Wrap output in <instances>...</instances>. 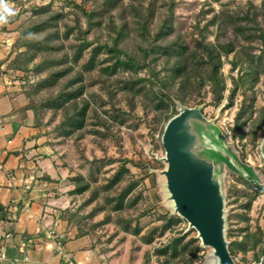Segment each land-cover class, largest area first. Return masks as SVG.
Listing matches in <instances>:
<instances>
[{
  "label": "trees",
  "instance_id": "obj_1",
  "mask_svg": "<svg viewBox=\"0 0 264 264\" xmlns=\"http://www.w3.org/2000/svg\"><path fill=\"white\" fill-rule=\"evenodd\" d=\"M29 1L32 0H6L12 10L14 6L23 7ZM65 1L58 6L55 0L30 6V16L14 30L18 32L12 44L14 55L10 60L7 56L0 60V67L4 64L20 74L19 92L26 101L18 110L23 118L28 112L31 113L32 126L38 128L42 123L41 114L51 110L52 117L59 113L54 128L60 135L68 137L78 133L81 136L83 132L80 131L87 127L90 117L94 119L90 131L95 134L112 133L110 126L122 125L132 116L136 98L149 104L165 125L179 111V106L187 105L196 96L199 97L197 103H204L203 97L208 94L210 99L207 104L216 106L225 99L224 105L230 106L241 88L243 102L234 116L231 130L239 139L248 136L252 146L256 145L257 134L264 128V110L259 109L254 116L253 92L260 74L264 72V18L259 22L256 14L253 12L249 15L247 10L244 14L221 11L214 13L203 24L195 21L194 30L190 31L187 38L175 25L178 20L175 0ZM24 10L27 8L13 11L3 25L16 21ZM70 14L71 17L67 18ZM226 23H231L233 37L221 39V29L227 27ZM210 24L217 27L212 40L207 38ZM102 33L106 38L101 39ZM238 38L247 43L260 39L263 46L257 54L247 50L248 58L243 59L241 54L246 51L238 50ZM232 53L235 59L229 60L230 69H235L238 63H245V68L238 79L232 77L230 91L224 96L226 82L222 68ZM4 73L0 68V75ZM30 74L36 77L31 79ZM97 83L106 95L105 99L89 90ZM53 88H56L54 92ZM43 90H47V94H42ZM118 92L126 96L125 109L113 102ZM97 97L101 105L106 102L111 104L108 110H104L103 116L97 112ZM246 126L248 128L244 130ZM219 155L224 159L222 154ZM236 157L246 175L234 165L229 166L243 187L232 185L227 190L226 198L233 197V201L250 209L256 197L264 193V167L256 169L239 152H236ZM128 163L138 166L152 182L155 175L147 170L161 165L157 160L149 162L123 158L113 173L105 178V182L97 187L80 173L70 178L73 187L69 193L82 195L88 192L85 203L101 195L102 200L97 201L84 217L93 216L105 208L119 214L136 206L141 194L134 193V190L140 177L131 173ZM67 211L65 219L70 221L75 213L67 208L62 210L61 217ZM236 214L245 223L237 228L240 237L229 242V253L233 257L236 250L243 254L251 250L254 261H264V231L258 225L254 230L249 228L245 211ZM8 215L6 207L0 203V219H7ZM159 217L162 219L161 224L153 226L142 236L145 243L152 242L157 229L162 235L181 221L179 216L169 213ZM119 219L122 220L124 231L140 233L138 220L135 219L132 225L123 216ZM75 235L81 234L77 230ZM184 236L185 233L170 236L165 243L155 248V253L167 255L170 259L183 254L189 245L188 242H182ZM190 241L197 242V238L192 237ZM200 249L201 246L196 243L193 252ZM168 258L162 263H166ZM182 264L192 263L184 260Z\"/></svg>",
  "mask_w": 264,
  "mask_h": 264
},
{
  "label": "rangeland",
  "instance_id": "obj_2",
  "mask_svg": "<svg viewBox=\"0 0 264 264\" xmlns=\"http://www.w3.org/2000/svg\"><path fill=\"white\" fill-rule=\"evenodd\" d=\"M47 1L32 0L25 3L23 7L21 5L13 7L14 12L24 7L27 10H24L20 17L13 23L7 25L0 24V60L6 56L10 60L14 55L15 50L12 44L18 33L14 30L30 16L32 10L30 6ZM75 1L79 2L82 0ZM175 1L177 2L176 12L178 15V20L175 21V25L187 38H189L190 31L194 30L193 26L195 21L198 20L200 24H203L214 13L217 14L221 11H226V13L237 11L239 14H244L247 10L249 15L254 12L259 22H262L264 18V0ZM65 2L67 1L55 0V5L58 6ZM7 5L11 4L7 3ZM70 17L71 14L67 18ZM230 24L226 23L227 27L225 26L226 28L221 29V39L233 37L232 25ZM216 30L217 27L215 24L208 26L207 38L209 40L214 39ZM101 37V39H104L106 35L102 33ZM237 46L240 52L242 49L246 51L242 54L239 52L244 59L248 58L246 55L247 50L250 49L251 52L257 54L260 52L263 44L260 39H253L252 42L247 43L245 40L238 38ZM231 59H235L233 53L228 56L222 68V74L226 82L224 96H227L230 91L232 77L238 79L245 68V63H238L235 69L231 70L229 63ZM0 68L5 71L0 77H4L7 85H16L19 91V72L11 70L4 64ZM29 77L33 79L36 76L30 74ZM55 89L53 88L52 92ZM89 90L98 93L104 99L106 98L98 83L91 86ZM253 90L255 95V116L259 109L264 110V72L260 74L259 81L255 84ZM42 94H47V90H43ZM95 99L97 112L103 116L104 110H108L111 104L106 102L101 105L100 99L98 97ZM198 99L199 97L196 96L194 99H190L189 103L184 106H198L202 108L206 120L219 131L220 146H224L223 148L230 151L235 164L240 167L236 157V152H239L256 169L261 168L259 166L264 167V128L257 134L256 145L254 147L248 136L239 139L238 136L233 135V131L231 130V127L234 125V116L243 102L241 88L236 92L233 104L230 106L224 105L226 103L225 99L216 106L207 104L210 99L208 94L203 97L204 103H197ZM113 102L124 109L127 108L126 96L121 92H118L114 96ZM245 102H247V98ZM178 108L180 109V106ZM131 112L132 116L124 124L110 126L112 133L95 134L90 131V128L93 127L92 122L94 121L93 117H90L87 127L83 131H80L83 132L81 136H78V133H74L68 137L58 134L54 128L60 117L59 113L52 117L51 110H45L41 114L42 123L39 125L38 131L34 136L41 137L40 140L45 144V151L48 152L49 158L52 162H56L57 168L53 174L58 173L60 177L63 176L62 181L64 182V186L70 189L73 187V182L70 178L78 173L82 174L85 179L91 181L93 186L97 187V185L104 183L105 178L113 173L123 158H131L134 161L141 159L142 161L149 162L157 160L161 163L160 167L147 170L154 173L155 177L153 182L148 174H144L138 166L132 163L127 164L131 173L140 177L134 193L140 192L141 195L135 207L125 209L119 214L105 208L96 212L93 216L84 217L97 201L102 200L101 195L98 199L95 198L85 203L84 201L89 196L88 192L82 195L71 194L70 205L67 209L75 214L70 217V221L68 222L72 227H75L76 231L78 230L80 232V236L83 235L89 238L91 247L97 254V264H182L184 260L191 261L192 264H203L204 260L210 255L211 248L202 246L196 236V230L189 228L188 222L174 212V205L169 198V193L165 185V177L161 173L166 166V163L162 160L164 149L161 144V130L164 121L149 104L141 102L140 98L135 99L134 108ZM30 120L32 125V115ZM247 128L246 126L244 130H247ZM193 129L198 135L199 142L205 144L208 140H211L212 135L204 131V128L199 122H193ZM198 154L206 158H212L214 163H216V160H222V157L218 153L209 151L208 147L199 151ZM231 164L227 160L226 162H220L218 165H215V174L219 179L224 198V234L227 246L231 240L240 237V232H238L237 228L243 226L245 223L239 220L236 212L245 211L251 230H254L256 225H258L264 231V193L256 197L251 203L250 209H246L239 205L238 202L233 201V197L230 199L226 198L227 190L232 188V185H235L236 188L243 187V184L237 181L233 169L229 167ZM262 183H264V176L262 177ZM144 210H146V213L140 215ZM167 213L179 216L181 218L180 223L162 235H159V229H157L153 234L152 242L145 243L142 236L147 234L148 230L153 226H159L162 222L159 215H166ZM67 215L68 211L63 213L64 218ZM120 216L129 219L132 225L135 223V219L138 220V224L141 226L140 233L133 234L131 231H124L121 226L122 220L119 219ZM182 233H185L182 242L189 243L183 254L180 253L174 259H170L167 255L155 253V248L165 243L170 236L175 234L180 235ZM192 237H196L197 242L190 241ZM196 243L201 246V249L194 253L193 250ZM165 258H168V261L162 263ZM232 258L237 264L256 262L253 260V251L251 250L246 254L236 250Z\"/></svg>",
  "mask_w": 264,
  "mask_h": 264
},
{
  "label": "crops",
  "instance_id": "obj_3",
  "mask_svg": "<svg viewBox=\"0 0 264 264\" xmlns=\"http://www.w3.org/2000/svg\"><path fill=\"white\" fill-rule=\"evenodd\" d=\"M24 103L18 87L0 77V203L9 213L0 219V264H97L89 238L61 217L70 188L53 174L56 162L34 136L31 114L21 117ZM51 229L64 233L60 251Z\"/></svg>",
  "mask_w": 264,
  "mask_h": 264
},
{
  "label": "water",
  "instance_id": "obj_4",
  "mask_svg": "<svg viewBox=\"0 0 264 264\" xmlns=\"http://www.w3.org/2000/svg\"><path fill=\"white\" fill-rule=\"evenodd\" d=\"M201 109L182 106L165 123L161 144L164 149L162 160L166 166L161 173L165 177L174 212L188 222L189 228L196 230L201 245L212 249L217 264H237L225 240L224 198L215 165L229 160L243 175L246 173L235 164L230 151L220 146L218 129L206 120ZM193 122H199L204 131L212 135L211 140L205 144L199 142ZM207 147L209 151L222 154L224 159L214 163L212 158L200 156L198 152ZM248 264H264V261L261 259Z\"/></svg>",
  "mask_w": 264,
  "mask_h": 264
},
{
  "label": "clouds",
  "instance_id": "obj_5",
  "mask_svg": "<svg viewBox=\"0 0 264 264\" xmlns=\"http://www.w3.org/2000/svg\"><path fill=\"white\" fill-rule=\"evenodd\" d=\"M13 14V10L7 5L6 0H0V24L7 23L8 16Z\"/></svg>",
  "mask_w": 264,
  "mask_h": 264
},
{
  "label": "built area",
  "instance_id": "obj_6",
  "mask_svg": "<svg viewBox=\"0 0 264 264\" xmlns=\"http://www.w3.org/2000/svg\"><path fill=\"white\" fill-rule=\"evenodd\" d=\"M49 233H50L52 236H54L57 250L60 251V249H61V242H62V240H63V238H64V233H63V232H57V231H55L54 229H51V230L49 231Z\"/></svg>",
  "mask_w": 264,
  "mask_h": 264
},
{
  "label": "bare ground",
  "instance_id": "obj_7",
  "mask_svg": "<svg viewBox=\"0 0 264 264\" xmlns=\"http://www.w3.org/2000/svg\"><path fill=\"white\" fill-rule=\"evenodd\" d=\"M203 264H217V259L212 254V249L210 251V255L204 260Z\"/></svg>",
  "mask_w": 264,
  "mask_h": 264
}]
</instances>
